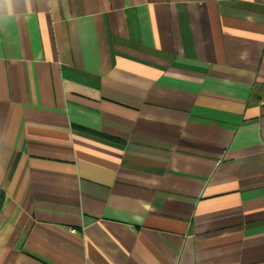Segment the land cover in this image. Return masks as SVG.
I'll return each instance as SVG.
<instances>
[{
	"label": "crops",
	"instance_id": "0c3cea01",
	"mask_svg": "<svg viewBox=\"0 0 264 264\" xmlns=\"http://www.w3.org/2000/svg\"><path fill=\"white\" fill-rule=\"evenodd\" d=\"M0 6V264H264V0Z\"/></svg>",
	"mask_w": 264,
	"mask_h": 264
},
{
	"label": "clouds",
	"instance_id": "9594fccd",
	"mask_svg": "<svg viewBox=\"0 0 264 264\" xmlns=\"http://www.w3.org/2000/svg\"><path fill=\"white\" fill-rule=\"evenodd\" d=\"M11 2L12 0H0V6H7L9 14H11Z\"/></svg>",
	"mask_w": 264,
	"mask_h": 264
}]
</instances>
